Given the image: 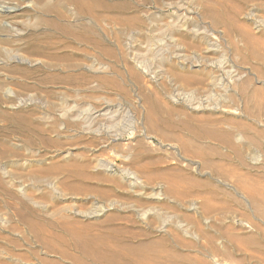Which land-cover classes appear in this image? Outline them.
<instances>
[{"label": "rangeland", "instance_id": "374dc122", "mask_svg": "<svg viewBox=\"0 0 264 264\" xmlns=\"http://www.w3.org/2000/svg\"><path fill=\"white\" fill-rule=\"evenodd\" d=\"M0 1L22 7L0 19V178L13 194L2 204L55 223L65 208L99 214L69 215L88 224L114 215L112 226L163 240L156 250L174 259L162 264H264V0ZM222 130L231 148L207 136ZM171 188L183 204L166 199ZM147 204V216L131 209ZM1 218L0 264L6 252L44 256L12 213Z\"/></svg>", "mask_w": 264, "mask_h": 264}, {"label": "bare ground", "instance_id": "6f19581e", "mask_svg": "<svg viewBox=\"0 0 264 264\" xmlns=\"http://www.w3.org/2000/svg\"><path fill=\"white\" fill-rule=\"evenodd\" d=\"M50 4V3H49ZM75 7L82 13L83 12V9H82V3L81 1H77L75 3ZM22 7L20 6H13L11 3L9 2H2L0 1V19L3 18V17H7V16H14L16 15V11H18L19 9H21ZM200 9H201V13L203 14V17H212L213 20L215 21H218L219 20V17L218 16H215V13L214 11L208 9L207 7L205 6H200ZM20 11V10H19ZM18 13V12H17ZM214 16V17H213ZM211 19V20H212ZM68 22V21H67ZM21 33V32H20ZM46 37V36H45ZM47 39V37H46ZM190 43H188L189 45ZM192 44V43H191ZM2 49V48H1ZM208 49V48H207ZM210 50V49H209ZM35 53L37 54H43L42 53V48L40 47H37L35 48L34 50ZM178 57V56H177ZM13 60V59H12ZM11 61V60H10ZM41 61V60H40ZM43 61V60H42ZM38 62V61H37ZM36 62V63H37ZM21 63V62H20ZM225 64V63H224ZM59 67V66H58ZM224 67V66H223ZM20 70V69H19ZM7 76V75H6ZM53 78V77H52ZM9 80V79H8ZM212 82V81H211ZM190 83L192 84H199L201 85L202 82L200 79L197 78V76H192L190 78ZM210 83V82H209ZM219 83V82H218ZM212 84V83H211ZM210 85V84H209ZM221 85V84H220ZM213 89V88H212ZM6 90V89H5ZM235 90V89H234ZM203 92V91H202ZM6 94V93H5ZM235 99V98H234ZM220 105V103H219ZM78 106V105H77ZM81 106V105H80ZM88 106V105H87ZM5 108V107H4ZM90 109V108H89ZM60 110V109H59ZM66 110H69V109H66ZM65 110V111H66ZM81 110V109H80ZM216 110V109H215ZM64 111V110H63ZM81 113V112H80ZM62 115V114H61ZM60 115V116H61ZM64 115V114H63ZM81 116V115H80ZM71 118V116H69ZM74 117V116H73ZM47 118V117H46ZM72 119V118H71ZM73 121V119H72ZM211 123V122H210ZM61 124V123H60ZM92 125V124H91ZM64 127L68 128V129H72V125H70L69 123L65 124ZM232 127V126H231ZM84 129V128H83ZM61 130H63V127L62 126H59L58 128L56 127H53V129L50 131L51 133L55 134V135H59L61 134ZM67 131V130H66ZM71 131V130H70ZM104 132V131H103ZM142 132V131H141ZM44 133H49V131H47L46 129H44L43 127H40L38 128L36 131H35V135L37 138H43V135ZM110 133V132H109ZM205 134V132H203ZM259 134H262L261 131L259 132ZM264 134V133H263ZM135 135V134H134ZM113 137H115L114 135H112ZM203 136V135H202ZM208 138H210L211 140L215 141V142H218L224 146H227V147H232V142H233V135L230 133V131H227V130H222V131H215V132H208L207 134ZM263 136V135H262ZM110 137V136H109ZM205 138V137H203ZM75 139V138H74ZM209 139V140H210ZM113 140V139H112ZM103 141V140H102ZM115 141V140H114ZM105 142V141H104ZM116 143V142H115ZM165 143V142H164ZM211 143V142H210ZM213 143V142H212ZM238 143V142H237ZM47 144V143H46ZM165 145V144H164ZM147 146V145H146ZM181 146V145H180ZM208 147V146H207ZM97 151V150H96ZM213 151V150H212ZM214 152V151H213ZM211 152V153H213ZM217 152V150H216ZM180 153V152H179ZM215 153V152H214ZM16 154V153H14ZM192 161V160H191ZM97 162V161H96ZM87 164L86 163H83ZM82 164V166H84ZM81 165V164H79ZM69 166H73L72 170L67 172L68 175H70L71 177H78L81 175H79L78 171L80 170H77L78 167L76 166V163L75 164H72V163H69ZM55 167V166H53ZM52 167V168H53ZM57 167V166H56ZM81 167V166H80ZM50 168V169H52ZM66 168V167H65ZM86 169H88L87 167H85ZM63 169V168H62ZM82 169V167L80 168ZM84 169V168H83ZM82 169V170H83ZM90 169V168H89ZM98 169V168H97ZM106 169V168H105ZM110 169V168H109ZM48 170V169H47ZM58 170V169H57ZM46 171V170H45ZM44 171V172H45ZM64 171V170H63ZM85 171V170H84ZM47 172V171H46ZM81 172V171H80ZM86 173V172H85ZM120 173V172H119ZM84 174V173H83ZM85 175V174H84ZM87 175V174H86ZM1 177V176H0ZM11 177V175H9V178ZM70 177V178H71ZM72 177V178H73ZM89 177V176H88ZM3 178V177H2ZM2 178H0V194L2 195H5L7 197H11L12 198V191L10 188L7 187V184H4L3 181H2ZM7 178V177H6ZM77 178V179H78ZM11 179V178H10ZM73 179H76V178H73ZM81 179V177H80ZM95 179V178H94ZM12 180V179H11ZM87 180L89 181V179L87 178ZM91 180V179H90ZM101 180V179H100ZM10 181V180H8ZM82 181H85V180H82ZM92 181V180H91ZM90 181V182H91ZM172 181V180H171ZM94 182V181H93ZM82 183V182H80ZM84 183V182H83ZM89 183V182H88ZM174 184V185H173ZM5 185V186H4ZM171 185V183H170ZM173 187L176 186V184L172 183ZM72 186V185H71ZM75 186V185H74ZM79 186V185H78ZM82 186V185H81ZM89 186V185H88ZM178 186V185H177ZM68 187V188H67ZM67 190L73 194V195H83L86 197V192L84 193H79V192H75L73 186L72 187H69V186H66ZM79 189H81V187H77ZM83 188V187H82ZM91 188V187H90ZM167 189L165 190V197L166 199L167 198H172V200H174L175 203H177L178 201L180 202L183 197H180V195L182 196V194L179 193V190L178 192H176L174 189ZM176 188V187H175ZM78 189V190H79ZM84 189H87L85 188L84 186ZM181 189V188H180ZM93 190V189H92ZM89 189L88 191L90 193H92ZM96 189L94 188V191ZM183 190V189H182ZM80 191V190H79ZM188 191V190H186ZM223 191V189H222ZM83 192V190H82ZM98 192H101L98 191ZM105 192V191H104ZM103 192V194H104ZM182 192V191H181ZM184 192V191H183ZM89 193V195H90ZM94 193V192H93ZM92 193V194H93ZM164 193V192H163ZM162 193V194H163ZM186 193V192H185ZM188 193V192H187ZM143 194V193H142ZM161 194V195H162ZM94 195H97V191L96 193H94ZM100 195V194H99ZM102 195V193H101ZM156 195V194H155ZM159 195V194H158ZM156 195V196H158ZM188 195V194H187ZM107 196V195H106ZM189 196V195H188ZM14 197V196H13ZM101 198V196H98ZM104 197V196H103ZM148 197V196H147ZM152 200H153V203L154 202H158V199L154 196V195H151L149 196ZM164 197V198H165ZM187 197V196H185ZM149 198V199H150ZM104 199V198H103ZM106 199V197H105ZM160 199V198H159ZM101 200V199H99ZM108 199L104 200V201H107ZM110 200V199H109ZM186 200V198H185ZM103 201V202H104ZM13 202V201H12ZM102 202V201H101ZM102 202V203H103ZM173 202V201H172ZM183 202V200H182ZM180 202V203H182ZM106 203V202H105ZM117 203V202H115ZM159 203V202H158ZM111 203L109 202V205ZM183 204V203H182ZM180 204V205H182ZM113 205V204H111ZM145 205V204H144ZM159 205V204H158ZM157 205V207H158ZM177 205V204H176ZM179 205V204H178ZM189 205V203H188ZM150 206V209H147V207ZM154 207V204L152 205ZM156 206V205H155ZM166 206V205H165ZM183 206V205H182ZM181 206V207H182ZM185 206V204H184ZM65 207V206H63ZM63 207H60V208H63ZM67 207V206H66ZM70 207V206H69ZM72 207V206H71ZM147 207L145 210V208H140L139 207L135 209L131 208L133 212H141L142 215L144 214L145 216H147V212L149 214L150 210H151V205L147 204ZM152 207V208H153ZM163 208V206H159V208ZM180 207V206H179ZM178 207V208H179ZM187 207V205L185 206V208ZM190 207V205H189ZM73 208V207H72ZM59 209V208H58ZM75 209V208H74ZM106 209V208H105ZM155 209H158V208H155ZM226 209V208H225ZM56 211V209H54ZM72 209H64L62 210L63 212L65 211L67 213V215H65L66 213H64V218L63 219H60L62 220L60 223H58V219L56 221H58L57 223L55 222H52V221H49L48 219H46L45 217H41L39 216V211L38 210H34L33 208H30L27 204L25 203H20V207H16L13 203H5V204H2L0 202V219H2V215L6 212H10L12 213L16 218H17V221L21 224V225H24V229L26 231V233L33 239L34 243L40 248V250H42L43 254L44 255L43 257H38L37 253H32V256L31 255H26V254H23V253H19V254H13L12 252H6V257H8L7 261L8 262H4V264H11L12 262L10 261L11 260H14L16 263L18 262L19 264H29V262H31V257H33V259L35 258L37 260V264H58L56 261L54 260H49L48 257H55L57 259H70L69 261L73 264H162L160 263V261L158 260H162V258H160V256L162 255L163 257L165 256L166 258L168 257V260L171 258V256H173L171 254V256L167 255H164L163 253H161L162 251H164L163 249L164 248H160L161 250H156L158 246H160L163 242L162 239H151L150 238V234L151 232L149 231L148 233H141L138 232H133L131 229H129L126 225H114L112 226V223L113 221H115V219H117L114 215H111L109 214V216H106V217H103V219L101 220H97L96 223H92L91 224H88V223H83L82 221H79V220H71L69 219L70 218V214L73 213V215H79V213H81V215L83 216H80V217H97L99 216V214H94V213H88L86 214V212H82L81 210L78 211V212H71ZM79 210V209H78ZM104 210V207L103 206H99V213L102 212ZM168 210V209H167ZM58 211H61L60 209ZM57 211V213H58ZM77 211V210H76ZM153 211V210H152ZM157 211V210H156ZM162 211H166V210H162ZM154 212V211H153ZM52 213V212H51ZM61 214V213H60ZM72 215V214H71ZM117 216V215H116ZM154 216V215H153ZM11 217V216H10ZM9 217V218H10ZM180 217V216H178ZM127 218V217H126ZM159 218V217H158ZM186 218H189L188 220L191 222V220L193 221V219L190 220V217H184V220ZM68 219V220H67ZM127 220V219H126ZM156 220V219H155ZM159 220V219H158ZM186 219V221H188ZM180 221V220H179ZM178 221V222H179ZM262 221V220H261ZM194 222V221H193ZM148 223V222H146ZM154 223V220H150V222L148 223L149 224H153ZM182 223V222H181ZM186 224H188L187 222H185ZM155 224V223H154ZM157 224V223H156ZM190 224V223H189ZM188 224V225H189ZM98 225V227L96 228V226ZM182 225H185V224H180L181 228L184 229V227H182ZM193 225V223H192ZM156 226V225H155ZM178 225V227H180ZM58 227L61 229L60 231L64 232L65 234L68 235V237H70V243L67 241H65L66 239H64V237L66 236H62L60 234V232H57V229ZM149 227V226H148ZM96 228V229H95ZM155 228H158V227H155ZM189 228V227H188ZM59 230V229H58ZM167 230V229H166ZM182 230V229H181ZM200 230V229H199ZM23 230H19V228H12V232H16V233H21ZM186 232V231H185ZM200 233L201 230H200ZM153 235V234H152ZM202 235H204L202 233ZM155 236V235H154ZM235 236V235H234ZM161 238V237H160ZM209 238V237H208ZM4 239V238H3ZM2 239V240H3ZM165 239V238H163ZM237 239V238H236ZM5 240V239H4ZM68 240V239H67ZM168 240V239H167ZM7 241V240H6ZM247 241V240H246ZM246 241H244L246 243ZM11 243V241H9ZM168 242V241H167ZM179 242H180V239H179ZM249 242V241H248ZM247 242V243H248ZM252 242V241H250ZM13 243V242H12ZM166 243V242H165ZM169 243V242H168ZM167 243V244H168ZM178 244H181V243H178ZM11 245V244H10ZM9 245V246H10ZM164 245V244H162ZM177 245V244H176ZM247 245H250L251 246V243L250 244H247ZM168 246V245H166ZM187 246V245H186ZM253 246V245H252ZM67 247L68 248H72L74 252L78 253L79 255L83 256L86 258L85 261H81L80 258H79V255L76 257V255L74 256H71L69 254V252L67 251ZM166 248V247H165ZM171 248V247H170ZM221 248V247H220ZM224 249V248H223ZM174 250H172V253H173ZM166 251H164L165 253ZM168 252V251H167ZM169 252H170V249H169ZM175 252V251H174ZM71 253V252H70ZM31 254V252H30ZM169 254V253H168ZM175 254H181V253H174ZM185 254V253H184ZM189 254V253H188ZM187 255H183L180 256V261H182L181 259H184L186 258L189 259V257L191 256H188ZM161 256V257H162ZM178 256V255H177ZM197 257V255H195ZM188 257V258H187ZM194 257V256H193ZM54 258V259H55ZM160 258V259H159ZM176 258V256H175ZM179 258H178V261H179ZM192 258V257H191ZM195 258V257H194ZM193 258V259H194ZM198 258V257H197ZM51 259V258H50ZM174 258H171L170 260L173 261ZM199 259V258H198ZM197 259V264H200ZM164 260V258H163ZM168 260H166V262H169ZM200 260L202 261L203 259L200 258ZM13 261V262H14ZM60 261V260H58ZM62 261V260H61ZM65 261V260H63ZM68 261V262H69ZM171 261V262H172ZM185 261V259H184ZM183 261V262H184ZM191 261V260H190ZM69 262V263H70ZM162 262V261H161ZM165 263V261H163ZM174 262H177V261H174ZM170 263V264H175V263ZM189 263V261H187ZM187 262H185L184 264H186ZM195 262V261H194ZM204 262V261H203ZM65 263V262H64ZM70 263V264H71ZM192 263V261H191ZM196 263V262H195ZM194 263V264H195ZM205 263V262H204ZM15 264V263H14ZM190 264V263H189ZM203 264V263H202ZM206 264V263H205Z\"/></svg>", "mask_w": 264, "mask_h": 264}]
</instances>
